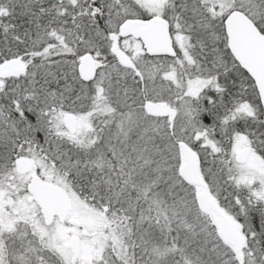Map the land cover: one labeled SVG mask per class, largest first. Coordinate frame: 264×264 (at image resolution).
<instances>
[{
    "label": "snow or ice",
    "instance_id": "1",
    "mask_svg": "<svg viewBox=\"0 0 264 264\" xmlns=\"http://www.w3.org/2000/svg\"><path fill=\"white\" fill-rule=\"evenodd\" d=\"M0 264H264V0H0Z\"/></svg>",
    "mask_w": 264,
    "mask_h": 264
}]
</instances>
